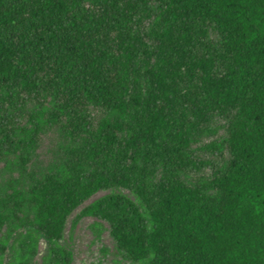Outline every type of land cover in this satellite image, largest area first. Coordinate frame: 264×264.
<instances>
[{"label":"trees","instance_id":"obj_1","mask_svg":"<svg viewBox=\"0 0 264 264\" xmlns=\"http://www.w3.org/2000/svg\"><path fill=\"white\" fill-rule=\"evenodd\" d=\"M215 117L229 160L187 184ZM45 125L65 144L36 175ZM1 162L0 264L8 247L33 264L40 240L48 264H71L68 217L110 189L135 199L111 192L80 216L108 223L129 261L264 264V0H0Z\"/></svg>","mask_w":264,"mask_h":264},{"label":"rangeland","instance_id":"obj_2","mask_svg":"<svg viewBox=\"0 0 264 264\" xmlns=\"http://www.w3.org/2000/svg\"><path fill=\"white\" fill-rule=\"evenodd\" d=\"M212 38L215 39L216 36L212 34ZM36 108L37 103L33 102L28 105L27 110L32 112ZM95 115L96 117L101 116L100 113ZM27 119L28 117L25 116L21 120V124L27 123ZM211 128L215 131L213 134L203 135L197 143L191 146L192 157L203 164L190 166L182 174V179L187 184L195 185L211 179L214 172L225 166L229 160L230 156L227 150L219 148V145L228 135L227 121L221 117H215L211 123ZM64 144L61 130L54 125H45L40 135L36 155L31 164V169L36 175H40L62 157ZM210 144L216 145L214 149L206 150L203 148L205 145ZM4 166V163L1 162L0 185L9 178V173ZM111 192L123 193L135 199L131 192L125 189L104 190L86 200L68 217L60 244L71 251V264H114L116 261L122 264H139L127 260L117 250L108 223L96 217L80 216L81 212L92 202ZM6 232V229H4L0 233V238H5ZM49 251L50 246L45 241L40 240L36 255L33 258V264H48L47 256ZM7 254L6 261L11 264L13 262L14 249L8 247Z\"/></svg>","mask_w":264,"mask_h":264},{"label":"water","instance_id":"obj_3","mask_svg":"<svg viewBox=\"0 0 264 264\" xmlns=\"http://www.w3.org/2000/svg\"><path fill=\"white\" fill-rule=\"evenodd\" d=\"M7 256H8V254L6 255V257H5V261H4V263L3 264H7Z\"/></svg>","mask_w":264,"mask_h":264}]
</instances>
